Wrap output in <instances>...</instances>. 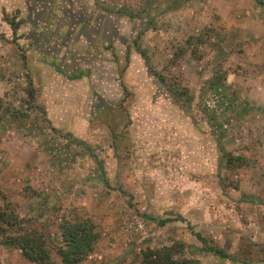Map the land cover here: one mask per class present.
Instances as JSON below:
<instances>
[{"label": "rangeland", "instance_id": "374dc122", "mask_svg": "<svg viewBox=\"0 0 264 264\" xmlns=\"http://www.w3.org/2000/svg\"><path fill=\"white\" fill-rule=\"evenodd\" d=\"M0 101V213L43 236L54 261L63 223L90 220L98 241L80 264H142L163 248L264 264L254 0H0ZM176 217L234 260L203 251L187 223L157 224ZM0 264L32 263L0 245Z\"/></svg>", "mask_w": 264, "mask_h": 264}, {"label": "trees", "instance_id": "16d2710c", "mask_svg": "<svg viewBox=\"0 0 264 264\" xmlns=\"http://www.w3.org/2000/svg\"><path fill=\"white\" fill-rule=\"evenodd\" d=\"M258 7L264 11V0H254ZM12 32L15 34L19 24L14 20L9 22ZM146 59L145 54H141ZM31 93L33 90L31 88ZM2 103L0 101V109ZM67 141L85 151L89 156L98 162V158L93 152V149L83 140L72 137L66 134ZM222 159L226 162H231L234 158L228 154L222 146L218 144ZM152 219V218H150ZM19 218L12 214L3 211L0 213V245L9 248H15L21 251V256L24 260L32 264H80L87 260V258L94 252L95 245L98 241V234L93 230L90 220L82 221L76 220L72 222L65 221L62 225L60 233L61 240L64 244L55 250V254L59 257L60 261L56 262L52 259L51 252L45 247L43 236L35 231H23L18 227ZM170 221H179L187 223L182 217L175 219L158 220L159 226L165 225ZM187 225H189L187 223ZM191 234L202 245L203 251L212 253L222 259L234 260V257L222 247L211 244L200 233L195 232L189 225ZM95 231V232H94ZM142 264H198L193 261L179 260L174 258V253L171 248H163L155 252L142 253Z\"/></svg>", "mask_w": 264, "mask_h": 264}]
</instances>
